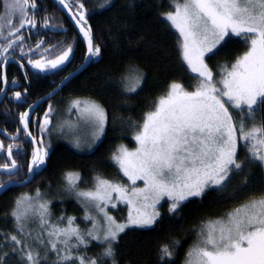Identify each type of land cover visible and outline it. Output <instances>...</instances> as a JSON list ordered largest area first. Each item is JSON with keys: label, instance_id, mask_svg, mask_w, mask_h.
I'll list each match as a JSON object with an SVG mask.
<instances>
[{"label": "snow or ice", "instance_id": "6c2138e0", "mask_svg": "<svg viewBox=\"0 0 264 264\" xmlns=\"http://www.w3.org/2000/svg\"><path fill=\"white\" fill-rule=\"evenodd\" d=\"M58 3L69 12L86 43L85 62H96L102 49L88 22L90 10L83 0ZM111 4L112 0H103L97 8ZM0 6L4 9L0 14V39L4 40L0 56L5 64L10 55L16 58L14 51L10 52L16 47L21 69L25 68L23 58L39 72L60 69L69 60L72 44L61 47L58 42L43 47L47 42L41 39L25 52L21 30L26 26L63 29L62 23L47 14L37 19L40 9L36 0H0ZM168 8L161 18L178 33L179 56L194 83L187 87L177 81L169 83L153 101L151 110L144 113L142 122L132 124L136 147L129 150L120 145L112 153V161L128 183L97 175L94 186L82 190L78 184L81 174L65 173L66 190L85 204L84 220L91 222L90 228L82 229L74 216H61L53 223L51 202L43 198L39 188L34 195L17 198L10 213L14 231L0 235V264H8L13 257L18 264H117L115 246L122 233L162 223L164 204L170 221L177 217L182 220L180 213L190 198L203 197L209 190L225 193L235 180H239L238 188L226 193L227 197L233 202L247 198L219 219L202 221L193 229L196 239L185 254L184 264H264V191H249L251 167L264 172V0H170ZM234 38L245 50L232 61L218 62L214 69L210 61ZM23 75L27 80L28 72ZM144 80L145 74L130 65L120 78L122 91L136 93ZM0 81L7 86L6 73L0 74ZM12 84L17 81L13 79ZM27 91H16L13 98L20 101ZM5 92L6 87H0V93ZM28 109L19 113L22 128L10 135L11 142L5 145L0 140V153L5 154L0 170L9 175L7 183L0 182V190L8 189L12 177L23 167L17 159L22 154L18 142L21 131L30 138L27 142L32 150L27 175L16 183L24 185L41 175L50 158V145L43 134L50 131L53 106L49 104L42 120L32 119V105ZM72 109L91 129L92 142L87 144L91 149L105 134L107 110L91 99L73 101L69 111ZM32 124L38 126L39 138L30 131ZM64 127L61 125V131ZM73 147L81 148L80 138ZM242 148L245 159L240 158ZM120 203L128 208L122 221L108 210ZM88 208L97 215L89 214ZM36 221L38 232L30 227ZM94 242L100 250L88 255ZM179 243L171 240L159 247V264H175Z\"/></svg>", "mask_w": 264, "mask_h": 264}, {"label": "trees", "instance_id": "16d2710c", "mask_svg": "<svg viewBox=\"0 0 264 264\" xmlns=\"http://www.w3.org/2000/svg\"><path fill=\"white\" fill-rule=\"evenodd\" d=\"M83 2L90 10L88 22L92 26L95 42L101 46L102 54L95 58L96 62H90L81 73L66 83L49 100L47 106L51 104L55 110L74 98L95 100L105 107L109 116L105 134L96 147L82 153L77 152L69 142L53 141L49 148L50 158L41 175L36 176L24 187L10 188L0 194V235L14 231L10 213L16 199L23 193L32 195L37 188L43 198L51 202L49 207L53 223L61 216H74L76 224L82 229H87L89 222L83 219L81 205L65 188V173L79 172L81 180L78 184L81 189L90 188L97 175L112 181H124L111 156L120 145L127 148L135 146L132 124L142 122L144 113L151 110L153 101L166 91L172 81L181 82L186 87L194 83L192 75L188 73L179 56L178 34L161 18V13L169 10L170 0H112L111 6L104 9L97 8L103 0ZM93 9L96 10L92 11ZM2 11L3 7L0 6V14ZM244 50L242 42L234 38L210 64L215 69L218 62L232 61ZM74 55L76 63L73 68L83 62L84 47L80 41ZM130 65L138 67L145 74L144 83L136 93H124L120 84L121 76ZM65 66L52 72L50 78H54L56 82L61 80L62 76L72 70L66 68L61 71ZM48 80L49 78H45L44 81L34 84V88L29 92L30 101L51 90L52 85ZM3 110L4 107L0 106V116L8 117L4 115ZM46 110L47 108H44L40 111L39 119H43ZM18 113L17 110L15 115L8 117V126L2 122L0 126H7L9 131L16 129ZM48 132L43 134L45 142ZM29 149L30 147L27 154ZM240 158H246L243 148L240 150ZM25 167L26 163L23 169ZM247 171L249 169H246ZM250 171L253 177L250 193L264 191V172L255 166H252ZM8 179V176L0 174V182H6ZM238 185L239 180H235L225 193L209 190L203 197L190 198L180 213L182 220L177 217L176 220L170 221L166 212L167 204L163 203L161 210L165 217L162 223L152 228L135 229L121 234L115 246L117 264H159L158 249L171 240L180 242L176 248L175 264H184L185 254L196 239L193 229L198 228L202 221L219 219L247 198L241 197L233 202L227 197L226 193L232 192ZM119 210L123 215L125 208L120 207ZM65 223L66 219L61 225L64 226ZM33 224L34 229L38 228L36 222ZM99 250L94 242L88 255H93ZM8 264L18 262L13 257L8 260Z\"/></svg>", "mask_w": 264, "mask_h": 264}, {"label": "flooded vegetation", "instance_id": "af4514ba", "mask_svg": "<svg viewBox=\"0 0 264 264\" xmlns=\"http://www.w3.org/2000/svg\"><path fill=\"white\" fill-rule=\"evenodd\" d=\"M36 2H37L39 9H40L39 13L37 14V19L42 20L44 15L47 14L48 16L54 17L56 23H62L63 29L45 30L43 28L33 29V28H29L26 26L24 29L21 30V34L24 36L25 52H27V49L29 46H32L33 48H35V45L41 39H43L47 42L43 45V47H47L48 44H56L58 42H60L61 47H66L68 44H72L73 49H74L73 53L70 56L69 60L66 61L65 64L63 65V66H65V65L66 66L61 69V71H62L66 68L67 69L72 68V70L70 71V72H72L73 70H75L78 67V66H75L73 68L74 64L76 63L74 54H75L76 48L78 46V41L81 42V40H80V38H79L75 28H74V25L72 24L69 17L55 3V1H53V0H36ZM67 2L71 3V0H67ZM73 11H75V8H73ZM2 43H4V40L0 41V44H2ZM81 44L83 45L82 42H81ZM83 47H84V45H83ZM13 51H14V55L16 58L13 59L10 55L7 63L5 64V68H4V73H6L7 80H8L7 86H5L2 81H0V87H6V92L4 93V97L0 103V106L4 107L3 113H4V115H6L8 117L12 114L15 115V112L17 110L19 111V113L24 112L25 109L28 107V105H30L32 102H34L35 100L38 99V98H36L34 100H31V101L29 100V92L37 84V81H44L45 78H49L48 82H49V84L52 85V88H54L66 75H68L70 73L69 72L68 74H65L64 76L61 77L62 78L61 80L56 82L54 80V78H50L51 77L50 74L52 72L58 70V69H52L50 71L39 72V70L32 69L31 66L27 64L26 58H23V63L25 64V68L21 69L19 66L20 62H21L19 48L16 47L14 50H10V52H13ZM36 58H38V57L33 56V59H36ZM84 58H85V47H84ZM84 58H83V60H84ZM3 61H4V57L0 56V74H2V72H3L2 71V66L4 64ZM24 71L28 72V79L27 80L25 79V77L23 75ZM13 79H15L17 81L16 85L12 84ZM25 88H27L28 91L24 94L23 99L20 101L15 100L13 98V93L16 91H20L23 93ZM48 102H49V100L37 108L35 113L31 116L33 120L40 117V111L44 110V108L45 109L47 108ZM19 113H18V117H19ZM8 117L4 116V118H2L0 116V122L6 124L8 126V124L10 123V119H8ZM6 127L0 126V129L2 131H4V133L6 130V132L8 134V135H6V134L4 135V134L0 133V140H3L5 145H7L8 143L11 142V140L7 139V138H10V135H12V134H16V129L21 128V126L18 122L16 129H14L12 131H9V129H7ZM38 130L39 129L37 128L36 124L31 125L30 131L33 133V135L37 136V138H39V136H40V133H38ZM45 138H47V137H45ZM29 139L30 138L25 137V135L22 131L20 132L18 142L22 144V149H21L22 154L19 155L17 157V159L22 165H24L26 163V167H25V169H23V167H22L20 169L19 174L12 177L13 182L19 181V180L23 179L25 175H27V161L30 159V154H31L30 151L32 150V145L27 142ZM29 147H30L29 154H27V149ZM0 159H1L0 163L5 162V154L4 153H0ZM0 174H3V176L6 175L9 177V175L7 173H4L2 170H0ZM8 180L5 183H7Z\"/></svg>", "mask_w": 264, "mask_h": 264}, {"label": "rangeland", "instance_id": "374dc122", "mask_svg": "<svg viewBox=\"0 0 264 264\" xmlns=\"http://www.w3.org/2000/svg\"><path fill=\"white\" fill-rule=\"evenodd\" d=\"M3 12H4V9L2 11V14H3ZM85 99H89V98H74V99H71L66 104L58 106V107L55 108L54 112L52 113L51 124L49 126L50 127V131L46 135L47 136L46 142H45L46 144H49V145L53 144V141H66V142H69L71 144V146L73 147V143L75 142V140L77 138H80V140H81V148L77 149V148L73 147L77 152H80V153L89 152L94 147H96V145H98V143L101 141L103 136L101 137V139L99 141L95 142V144L93 145V147L91 149H89L87 147V144L92 142V140H91V129L89 127H86L83 124V122L78 120L79 113L75 109H72L71 111H69V109L72 108V102L73 101H75V100H85ZM48 106H47V109H48ZM61 125H65L63 131H61ZM135 147H136V143H135L134 147L128 148V149L131 150V149H134ZM121 175L123 176L122 173H121ZM123 178H124V181H118V182L128 183L127 178L124 177V176H123ZM63 180H64L65 188H66V181H65V179H63ZM137 185L139 187H142L143 183L141 181H138ZM93 186H94V181H93V183H92L90 188H92ZM90 188H87V189H90ZM87 189H82V190H87ZM23 194H28V193H23ZM23 194H21L19 197H21ZM34 194H35V192L32 195H34ZM71 194L73 195L74 199L81 205V207L83 209V212H84V214H83V219H84V216H85V204L81 200L77 199V197H76L74 192H71ZM161 203L163 204L164 202L162 201ZM120 207L125 208V211L123 212V215H122L121 211L119 210ZM108 210H109V214L114 216V217H116L118 221H122L124 218L127 217L128 208H127V205H125L123 203L118 204L116 209H112L111 206H109ZM88 212L91 215H94V216L97 215L96 211L94 209H92V208H88ZM121 215L123 217H121ZM118 217H120L121 219H118ZM98 219H99V217H98ZM86 222H89V227L88 228H90L91 227V222L90 221H86ZM33 223L30 225V227L36 232L40 231L38 221H36V223H37L36 226H38V228H36L37 230L34 229L35 227H34ZM66 223H67V221H66ZM66 223H65V225H66Z\"/></svg>", "mask_w": 264, "mask_h": 264}, {"label": "water", "instance_id": "95a60500", "mask_svg": "<svg viewBox=\"0 0 264 264\" xmlns=\"http://www.w3.org/2000/svg\"><path fill=\"white\" fill-rule=\"evenodd\" d=\"M55 1V3L60 7V9L69 17V19L71 20L72 24L74 25V28L81 40V42L83 43L84 47H85V56H86V52H87V46H86V43L83 41V38H82V35L79 34V29L78 27L76 26L74 20L72 19L71 15L69 14V12L63 8L62 5H60L58 3V0H53ZM91 61L89 62H85V58L83 60V62L75 69L73 70L72 72H70L68 75H66L65 77H67V79H62L54 88H52L50 91H48L47 93H45L44 95H42L41 97H39L37 100H35L34 102H32L30 105L33 106V110L31 111V116L35 113V111L37 110L38 107H40L42 104H44L45 102H47L48 100H50L51 98H53L58 92L59 90L66 84L68 83L72 78H74L75 76H77L79 73H81L89 64H90ZM4 68H5V63L3 64L2 66V74H4ZM71 74V75H70ZM3 97H4V93H0V103L1 101L3 100ZM28 107L25 109V111H28ZM21 128H22V125H20ZM0 133L1 134H4V131H2L0 129ZM7 139H10V138H7ZM17 182V181H16ZM16 182H12L11 184H9L8 186V189L10 188H20V187H24L28 184H30L31 182L29 183H26L24 185H21V184H18ZM8 189L6 190H0V194L7 191Z\"/></svg>", "mask_w": 264, "mask_h": 264}]
</instances>
